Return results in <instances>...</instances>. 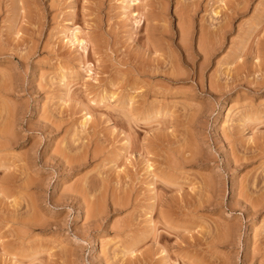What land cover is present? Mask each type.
<instances>
[{"label":"rangeland","instance_id":"374dc122","mask_svg":"<svg viewBox=\"0 0 264 264\" xmlns=\"http://www.w3.org/2000/svg\"><path fill=\"white\" fill-rule=\"evenodd\" d=\"M0 49V264H264V0H0Z\"/></svg>","mask_w":264,"mask_h":264},{"label":"bare ground","instance_id":"6f19581e","mask_svg":"<svg viewBox=\"0 0 264 264\" xmlns=\"http://www.w3.org/2000/svg\"><path fill=\"white\" fill-rule=\"evenodd\" d=\"M74 41H75V42H79V43H81V42H82V39L80 40V38L78 37V35L75 33V34H74ZM148 48H150L149 45H148ZM150 49H151V48H150ZM182 51H183V50H182ZM0 52H1V49H0ZM2 53H3V52H2ZM165 73H166V72H165ZM3 81H4V80H3ZM5 83H6V82H5ZM1 84H2V83H1ZM2 85H3V84H2ZM3 86H4V85H3ZM211 86H212V85H211ZM228 87H229V86H228ZM210 88H211V87H210ZM15 113H16V112H15ZM2 114H3V113H2ZM191 117H192V116H191ZM54 125H55V124H54ZM0 130H1V129H0ZM8 131H9V130H8ZM10 142H11V141H10ZM95 149H97V148H95ZM190 155H191V154H190ZM191 156H192V155H191ZM230 156H231V155H230ZM194 157H195V156H194ZM234 158H235V157H234ZM232 160H233V158H232ZM69 161H70V160H69ZM69 161H68V162H69ZM236 161H237V160H236ZM235 163H236V162H235ZM72 166H73V165H72ZM23 184H24V183H23ZM78 198H79V197H78ZM125 202H126V201H125ZM23 203H24V202H23ZM113 203H114V202H113ZM92 206H93V205H92ZM118 206H119V205H118ZM28 208H29V207H28ZM31 213H32V212H31ZM36 215H37V214H36ZM32 217H34V216L32 215ZM26 218H27V217H26ZM26 218H25V219H26ZM28 219H29V218H28ZM35 219H36V218H32V219H30V220H31L30 223H32L33 220L35 221ZM21 220H22V219H21ZM94 220H95V219H94ZM26 221H29V220L26 219ZM26 221L24 220V222H23V220H22L23 223H26L25 225H28ZM34 223H35V222H33V224H34ZM36 223H37V222H36ZM29 225H30V224H29ZM31 225H32V224H31ZM30 227H31V226H30ZM229 238H230V237H229ZM225 239H226V237H225ZM142 254H143V253H142ZM140 258H141V257H140ZM140 258H139V259H140ZM143 258H144V257H143ZM143 258H142V260H143Z\"/></svg>","mask_w":264,"mask_h":264}]
</instances>
